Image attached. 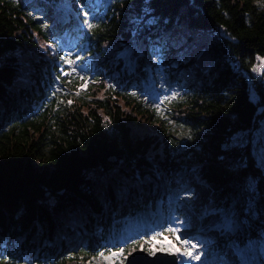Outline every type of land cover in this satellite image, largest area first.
<instances>
[{
    "label": "trees",
    "instance_id": "obj_1",
    "mask_svg": "<svg viewBox=\"0 0 264 264\" xmlns=\"http://www.w3.org/2000/svg\"><path fill=\"white\" fill-rule=\"evenodd\" d=\"M57 5L70 12L56 15ZM146 8L158 24L138 30ZM177 24L198 46L190 37L159 63L152 48ZM59 35L74 45L64 49ZM68 52L83 73L57 82L59 68L71 71ZM0 59V264H103L101 251L122 247L113 240L125 219L157 199L165 210L168 194L193 181L208 191L202 227L219 223L209 203H233L249 180L264 194L251 141L264 126V0H0ZM186 64L197 74H179ZM159 69L180 85L160 108L141 91L152 83L161 93ZM237 135L245 147L226 151ZM116 170L151 182L122 198L98 179ZM166 229L134 245L172 239Z\"/></svg>",
    "mask_w": 264,
    "mask_h": 264
},
{
    "label": "snow or ice",
    "instance_id": "obj_2",
    "mask_svg": "<svg viewBox=\"0 0 264 264\" xmlns=\"http://www.w3.org/2000/svg\"><path fill=\"white\" fill-rule=\"evenodd\" d=\"M81 7H86V5H81ZM150 11L151 10L147 8L144 10L145 16L149 17L148 19H145V16H141L136 21L138 30L145 25L154 26L158 24V18L150 15ZM88 15V12L84 13V25L91 30L93 25L89 22L87 18ZM190 37L193 40V44L198 46V37L194 36L186 25L177 24L172 32H165L158 37L157 42L160 46H153V58L159 63H163L171 48L181 47L187 43ZM157 42H153V44L155 45ZM71 57L72 53L68 52L63 61L71 71H65L63 67L59 68L58 71L60 75L55 77L57 82L60 81L61 76L80 74L78 71V64L82 60V57L77 56L75 61L72 60ZM0 62H2V59H0ZM52 63L55 64V60H53ZM253 71H257L256 67L253 68ZM261 73L264 74V69H261ZM80 79L83 82L80 90H85L87 84L91 81H86L83 75L80 76ZM57 90L62 91L63 89ZM169 90L171 91V95H165L160 101L161 105L166 100L176 99L180 95L177 91ZM55 94L54 91L52 95L54 96ZM68 103L71 105L72 101H68ZM188 138L191 139V137ZM223 147L226 151L243 148L245 147V141L242 136H233L231 138V143H225ZM221 159H223V157H221ZM256 162L258 167L264 169V149L261 150ZM151 178L152 174H135L129 177L127 175H121V173L116 170L112 174L103 175L98 179L101 184L113 185L122 198L130 200L138 194V190L142 189L145 184L151 182ZM194 195L196 194L187 191L185 193V199L190 200ZM232 201L233 203L225 204L224 206L209 203L205 209L206 215H215L219 218V223L214 224L213 227L220 231L222 236L229 233L235 234L234 237L229 238L228 244L222 249L223 255L218 254L217 262L218 264H256L258 253H264V194H261L258 200L256 181L249 180L239 192L233 195ZM187 223V219L181 220L179 218L171 222L166 231L171 234L172 241L159 248H149V254L154 256L158 251L165 252L174 256L178 264H189L191 261H198L200 264H204V258L207 255L204 248L213 246V244L208 240H199L190 237L185 228ZM257 228L259 231H257ZM161 235H163V233L155 232L150 239L155 240ZM149 242L150 240L148 239L144 241V243ZM214 246L219 247V244L217 243ZM140 250L144 251L143 245H141ZM99 255L101 258L107 260L109 264H117V262L118 264H124L128 259V256L125 255L124 247H120L118 251L109 249V255L107 256H105L103 251H101ZM128 255H131V253ZM259 264H264V255L259 257Z\"/></svg>",
    "mask_w": 264,
    "mask_h": 264
},
{
    "label": "rangeland",
    "instance_id": "obj_3",
    "mask_svg": "<svg viewBox=\"0 0 264 264\" xmlns=\"http://www.w3.org/2000/svg\"><path fill=\"white\" fill-rule=\"evenodd\" d=\"M34 4H36V2ZM55 9H56V15H60L63 12L64 14L70 12L69 10L66 11L67 7L65 5H57L55 6ZM76 25L82 26L80 23H77ZM80 28H84V27H80ZM59 40H61L60 43L63 44L62 45L63 47L71 46V43L70 41H68L67 37H60ZM179 74L183 76L187 74L196 75L197 71L195 67L192 66L191 64L188 65L186 64L182 69L179 70ZM157 76H158V87L162 88L161 91L163 96L171 92L169 89L173 91L174 88H177L175 87V84L169 82L167 83L160 69L157 71ZM143 86L141 87V91L147 96L149 95L150 97L152 96V98L154 99V105L158 107L160 103L159 101L160 96L155 92L156 90L154 88V85L149 83L146 89ZM158 108H160V106ZM158 127L159 125L158 123H156L155 128ZM251 141L254 146V153L258 158L259 154L261 153V150L264 149V126H262L257 132L252 134ZM194 184L195 185L193 186L191 192L195 193L196 195H194L190 200L185 199V193L188 191L185 189L184 191L180 192V194L168 195L167 197L168 205L165 212L160 208L159 201H156L155 211L152 213L149 210H147L146 213L143 214L144 219L142 222L138 221L139 219L136 217L127 218L126 221L121 226L123 230L122 236L120 237L119 235L117 239L115 238V240L122 243V245L130 244V243L132 244V242L134 244L135 242H137V240L140 239L139 233L150 235L156 231H161L162 229L168 228L170 223L173 222L176 218H179L181 220L187 219L188 223L185 225V228L187 229L188 235L190 237L199 240H208L211 241L213 244V246L204 248V251L207 253V255L204 258V264H216L218 254L223 255L222 249L225 248L228 242H224V244L221 245L220 248L219 247L217 248L216 246H214L216 244L214 242L219 241L220 239H218V237L212 233V231H216L215 229H211L212 231L210 230V232L205 235L199 234V232L193 230V227L195 225V220H197L195 215H198V213L199 214L202 213L204 208L203 203L207 200V192H208L204 185L195 182ZM179 196L182 200L176 204V206L178 207V211L176 212L172 203L176 202V199ZM171 241H172L171 238H165V239L161 238L160 240H156V244H154L153 247L159 248ZM141 245H142L141 243L138 246L134 245L131 248V251L137 248L140 249ZM143 248L148 252L149 248L148 249L145 247ZM261 255H264V253H258L256 264H259V257ZM208 257L211 258L207 260ZM99 263L109 264V262L103 258L100 259ZM189 264H200V262L191 261L189 262Z\"/></svg>",
    "mask_w": 264,
    "mask_h": 264
},
{
    "label": "water",
    "instance_id": "obj_4",
    "mask_svg": "<svg viewBox=\"0 0 264 264\" xmlns=\"http://www.w3.org/2000/svg\"><path fill=\"white\" fill-rule=\"evenodd\" d=\"M177 264L176 258L165 252H157L156 255H150L148 252L136 249L128 255L124 264Z\"/></svg>",
    "mask_w": 264,
    "mask_h": 264
},
{
    "label": "bare ground",
    "instance_id": "obj_5",
    "mask_svg": "<svg viewBox=\"0 0 264 264\" xmlns=\"http://www.w3.org/2000/svg\"><path fill=\"white\" fill-rule=\"evenodd\" d=\"M139 221V220H138Z\"/></svg>",
    "mask_w": 264,
    "mask_h": 264
}]
</instances>
